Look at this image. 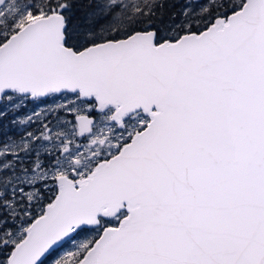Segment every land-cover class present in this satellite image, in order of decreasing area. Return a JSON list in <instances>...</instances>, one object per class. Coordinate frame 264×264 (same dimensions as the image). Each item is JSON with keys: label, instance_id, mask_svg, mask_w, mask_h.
<instances>
[{"label": "snow or ice", "instance_id": "snow-or-ice-1", "mask_svg": "<svg viewBox=\"0 0 264 264\" xmlns=\"http://www.w3.org/2000/svg\"><path fill=\"white\" fill-rule=\"evenodd\" d=\"M0 264H264V0H0Z\"/></svg>", "mask_w": 264, "mask_h": 264}]
</instances>
